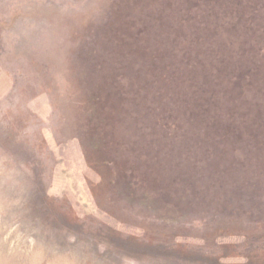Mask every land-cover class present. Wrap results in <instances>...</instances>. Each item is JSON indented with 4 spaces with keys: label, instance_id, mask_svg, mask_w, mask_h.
<instances>
[{
    "label": "rangeland",
    "instance_id": "1",
    "mask_svg": "<svg viewBox=\"0 0 264 264\" xmlns=\"http://www.w3.org/2000/svg\"><path fill=\"white\" fill-rule=\"evenodd\" d=\"M0 264H264V0H0Z\"/></svg>",
    "mask_w": 264,
    "mask_h": 264
},
{
    "label": "trees",
    "instance_id": "2",
    "mask_svg": "<svg viewBox=\"0 0 264 264\" xmlns=\"http://www.w3.org/2000/svg\"><path fill=\"white\" fill-rule=\"evenodd\" d=\"M105 152V148H101L98 150L95 159L93 160H88L91 164H93L95 166V168H97L98 171L102 170V173L107 176L109 175V173H113L114 169L113 168V164L110 159L109 155L104 154ZM111 171V172H109Z\"/></svg>",
    "mask_w": 264,
    "mask_h": 264
}]
</instances>
